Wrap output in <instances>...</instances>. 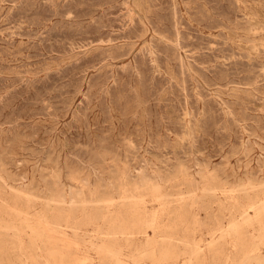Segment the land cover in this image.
I'll use <instances>...</instances> for the list:
<instances>
[{"label":"rangeland","instance_id":"obj_1","mask_svg":"<svg viewBox=\"0 0 264 264\" xmlns=\"http://www.w3.org/2000/svg\"><path fill=\"white\" fill-rule=\"evenodd\" d=\"M250 202L264 0H0V264H264Z\"/></svg>","mask_w":264,"mask_h":264},{"label":"bare ground","instance_id":"obj_2","mask_svg":"<svg viewBox=\"0 0 264 264\" xmlns=\"http://www.w3.org/2000/svg\"><path fill=\"white\" fill-rule=\"evenodd\" d=\"M145 175V174H144ZM158 176V175H157ZM142 178V177H141ZM147 177H145V179H146ZM155 179V178H154ZM187 179V178H186ZM143 180V179H142ZM156 180H157V177H156ZM160 180V179H159ZM149 181H150V178H149ZM148 181V182H149ZM154 180H152V182H153ZM185 181H187V180H185ZM141 182V181H140ZM143 182V181H142ZM151 182V181H150ZM159 182V181H158ZM187 183V182H186ZM143 184V183H142ZM141 184V185H142ZM192 184V183H191ZM206 184V183H205ZM147 185V184H146ZM152 185V184H151ZM151 185H149V186H151ZM155 185V184H154ZM148 186V187H149ZM157 186V185H156ZM140 187V186H139ZM147 187V186H146ZM157 187H160V186H157ZM157 187H155L154 186V188H156L157 189ZM143 188V187H142ZM137 189V188H136ZM211 189V188H210ZM148 190V189H147ZM158 190V189H157ZM208 190H209V188H208ZM123 191V190H122ZM171 191V190H170ZM193 191V190H192ZM204 191H206L205 189H204ZM211 190H209V192H210ZM158 192V191H157ZM161 194V193H160ZM195 194V193H194ZM59 195V194H58ZM79 195V194H78ZM153 195V194H152ZM159 197H160V195H159V193L157 194ZM181 195V194H180ZM192 196V195H191ZM196 196V195H195ZM77 197V196H76ZM124 197V196H123ZM157 197V196H156ZM155 197V198H156ZM61 198V197H60ZM59 198V199H60ZM189 198V197H188ZM56 199V198H55ZM54 199V200H55ZM180 199V198H179ZM193 199H194V197H193ZM193 199H191V201L189 200V199H186V200H189V202L188 203H183L182 202V204L183 205H181V203H180V206H177L176 208H174L172 211H170L169 212V214H171L172 216H176L177 218L179 217V220H181V218L183 217V214H186V211L183 209V207L184 206H188V207H192L193 208V205H195L197 202L195 201V200H193ZM57 200V199H56ZM182 200H184V199H182ZM250 200V199H249ZM106 201V200H105ZM160 202H162V200L160 199L159 200ZM178 201V200H177ZM72 202H73V199H72ZM179 202H180V200H179ZM75 203V202H74ZM163 203V202H162ZM63 204V203H62ZM72 204V203H71ZM76 204V203H75ZM255 202H250L247 206V208H251L252 206H253V208H255L256 206H255ZM70 205V204H69ZM164 205V204H163ZM134 206H136V205H134ZM131 208V207H130ZM133 208V207H132ZM167 209V208H166ZM258 212H264V206H261V207H257V208H255ZM63 210H65V209H63ZM74 210H76V209H74ZM133 210H134V208H133ZM132 210V211H133ZM72 209H71V211H69V213H61V214H58V216H57V220H59V219H66V220H68V219H72ZM59 212V211H58ZM239 212V216H241L242 217V219H241V221L243 222V223H247V224H249L251 221V219H250V216H249V214L247 213V211H246V209L244 208V206L238 211ZM134 214V213H133ZM117 217V216H116ZM115 217V218H116ZM154 217H155V215H154ZM92 218H95V216L94 217H92ZM118 218V217H117ZM116 218V219H117ZM86 219H88L89 221L91 220V218L90 217H87ZM121 219V218H120ZM136 220V219H135ZM55 221V220H54ZM124 221V220H123ZM58 222V221H57ZM66 222H68V221H66ZM75 222V221H74ZM76 223V222H75ZM240 223V222H239ZM79 224V223H78ZM118 224H120V223H118ZM123 224V223H122ZM235 224V223H234ZM6 225H8V223L7 224H5V226ZM113 225H114V223H113ZM239 225V224H238ZM4 226V225H3ZM236 226H237V224H236ZM11 227H12V225H11ZM146 227V226H145ZM231 227H235V226H231ZM7 228V227H6ZM5 228V229H6ZM10 228V227H9ZM13 228V227H12ZM125 228V227H124ZM2 229L3 230H5L4 229V227H2ZM11 229V228H10ZM117 230L115 231V232H120V233H124V230H126V229H123V226H120V227H118V228H116ZM148 229V228H147ZM219 229H221V226L219 227ZM6 230H8V229H6ZM12 230V229H11ZM15 230V229H14ZM217 230V229H216ZM236 230V229H235ZM234 230V231H235ZM218 231V230H217ZM112 232H113V230H112ZM114 232V233H115ZM23 234V233H22ZM224 234V233H223ZM239 234H241L240 232H239ZM229 236V235H228ZM240 236V235H239ZM39 237H41L40 235H39ZM46 238V237H45ZM22 244V243H21ZM10 246V245H9ZM14 246V245H13ZM12 247V246H11ZM20 247V246H19ZM187 247V246H186ZM14 248V247H13ZM22 248H23V246H22ZM100 248H101V252L102 253H104V254H106V255H108L109 257H110V259H113L114 261L115 260H117V251H116V247H115V245H113L112 246V244L111 245H109V246H100ZM195 249H197V247L195 246ZM234 249V248H233ZM198 250H199V248H198ZM196 251V250H195ZM195 251H192V254L195 256V260L198 262H204L205 261V256H204V253H200V251L201 250H199V251H197V252H195ZM256 253V252H255ZM51 254V253H50ZM191 254V255H192ZM199 254H201L202 256H199ZM253 254V253H252ZM53 255V254H52ZM185 255V254H184ZM192 257V256H191ZM63 259V258H62ZM229 259V258H228ZM113 260H109L110 262L111 261H113ZM188 260H189V258H188ZM245 262H250V263H254V264H260V261H261V259L259 258V257H254L253 258V256L252 257H250V258H245ZM11 261V260H10ZM108 261V262H109ZM118 261V260H117ZM190 261V260H189ZM60 262V261H59ZM62 262V261H61ZM78 262V261H77ZM188 262V261H187ZM242 262H243V260H242ZM0 263H3V261L2 260H0ZM114 263H116V262H114ZM61 264V263H60ZM184 264V263H183ZM188 264H190L189 262H188ZM222 264H225V263H222Z\"/></svg>","mask_w":264,"mask_h":264}]
</instances>
